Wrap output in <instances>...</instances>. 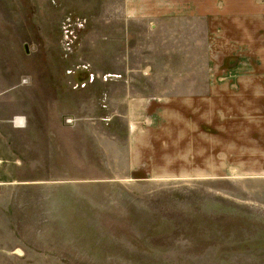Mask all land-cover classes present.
I'll list each match as a JSON object with an SVG mask.
<instances>
[{
	"label": "rangeland",
	"instance_id": "rangeland-1",
	"mask_svg": "<svg viewBox=\"0 0 264 264\" xmlns=\"http://www.w3.org/2000/svg\"><path fill=\"white\" fill-rule=\"evenodd\" d=\"M132 2L143 7L0 0V123L25 124L8 131L10 155L24 159L25 180L37 183L0 195V264H264V111L248 112L264 96L230 100L227 109L217 103L219 153L202 164L218 175L126 174L137 161L127 159L121 91L192 88L169 71H193L194 59L202 72L229 71L216 50L229 44L222 27L202 16V41H189L178 26L193 17L133 16ZM225 3L228 20L264 8V0ZM255 25H243L244 60L233 67L264 73Z\"/></svg>",
	"mask_w": 264,
	"mask_h": 264
},
{
	"label": "crops",
	"instance_id": "crops-1",
	"mask_svg": "<svg viewBox=\"0 0 264 264\" xmlns=\"http://www.w3.org/2000/svg\"><path fill=\"white\" fill-rule=\"evenodd\" d=\"M131 1L140 2V5L143 6L137 8L135 5L138 4L135 3L134 5V2H132V7L129 12L133 16L193 17V25L191 23H184L178 26L179 30L183 33L182 36L189 41L195 39L202 41V36H200L201 27L199 25L202 16L205 17V21H207V18H209V21L212 20L214 26L222 27L223 32L221 35H227L230 39L228 38L229 44L224 47L226 50L219 47L216 48L219 60H222L221 64L223 61L227 64L222 67H228L229 71L218 72L210 69V71L202 72L203 62L201 60L194 62L198 60L194 59L189 62L194 66L193 71H169L172 76L176 73L177 77L175 80H180L188 76V78L194 81L192 82V88H187V82H184L179 85H168L165 88L139 89L136 94L133 89H129L128 92L126 90L121 91L119 102L129 110L122 114L125 118L123 120L125 122V133L129 136V143H131L128 148L131 155L127 159L137 161L136 164H131V171L126 172V174L162 177L218 175L216 174L217 172H213L210 169L203 171L205 167L202 164L204 158L215 159V155L219 153V135L222 133H219L218 125L220 124V119L217 115L220 110L216 108L217 103L223 100L226 101L227 109L228 104L230 105L228 103L230 100L233 101L240 97H248V103H253L250 96H264V73L248 71L247 68L245 70H239L243 68V65H239L238 69L233 67L237 63L238 58L243 56L241 59L244 60L245 50L243 43L247 40L245 39L246 36H244L243 25L249 31L247 25L257 23L258 26L255 25L254 31H261L263 33L262 38L264 37V18L261 22L256 17H250L251 15L256 16L257 12L264 17V8L254 10L252 13L249 11L246 14L238 13L235 16L236 20H228V13L230 12L228 9L230 6L228 7L225 3L228 0ZM219 14L220 16L216 17ZM183 21H186V19ZM196 21L199 24H196ZM162 27L169 32L173 30L170 25ZM205 27L207 29L206 24ZM150 28V31H152L151 34L159 31V25L150 24ZM211 32L212 35H215L216 31L211 29ZM185 33L193 34L186 35ZM256 40L259 42L262 41L259 38H256ZM248 41L251 42V40ZM211 47L212 45H210ZM218 57L215 58V63ZM211 61L212 63H210V60L205 63L210 67L214 63L213 59ZM202 80H204V84ZM202 87L204 91L201 90ZM249 106L248 112L256 109L264 111V103H258L254 109H249ZM234 108L237 109L239 106H233ZM227 111H230V109ZM242 120L247 119L242 118ZM230 121L227 119L222 123L226 127H234L233 124H227ZM249 123L253 127V122L250 121ZM24 126L25 124L19 121L17 123L6 121L4 125L0 123V195L5 190L13 188L12 191H16L17 193L23 187L35 186L37 184L35 181L25 180L24 159L20 156L15 159L10 155L8 131L18 132ZM142 135H145L146 138L141 139ZM254 135L259 137L260 133L248 134L252 139ZM234 136V131L226 133L227 138L231 137L229 141L232 143H234ZM242 138H245L244 134H242ZM139 145L142 146L140 147ZM142 152H146V155H142ZM207 153L211 156H205ZM20 170L22 171L21 177ZM36 171H34V174ZM247 174L252 173L248 172ZM3 206V203H1L0 207ZM16 254L21 256L20 253Z\"/></svg>",
	"mask_w": 264,
	"mask_h": 264
},
{
	"label": "water",
	"instance_id": "water-1",
	"mask_svg": "<svg viewBox=\"0 0 264 264\" xmlns=\"http://www.w3.org/2000/svg\"><path fill=\"white\" fill-rule=\"evenodd\" d=\"M24 47H25V50H26V52H27V51H28V49H27V45L25 44Z\"/></svg>",
	"mask_w": 264,
	"mask_h": 264
}]
</instances>
